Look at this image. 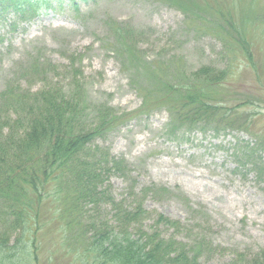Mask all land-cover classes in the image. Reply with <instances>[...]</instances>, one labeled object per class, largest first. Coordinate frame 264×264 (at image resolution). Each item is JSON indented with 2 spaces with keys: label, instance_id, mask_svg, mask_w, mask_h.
Instances as JSON below:
<instances>
[{
  "label": "rangeland",
  "instance_id": "rangeland-1",
  "mask_svg": "<svg viewBox=\"0 0 264 264\" xmlns=\"http://www.w3.org/2000/svg\"><path fill=\"white\" fill-rule=\"evenodd\" d=\"M31 1L36 8L24 11L0 3V120L13 91L73 99L86 129L112 111L115 121L93 147L128 165L107 184L122 208L141 210L130 228L137 238L158 235L197 252L199 264H262L264 182L238 171L233 154L264 134V0ZM207 66L228 72L215 84L191 83ZM197 84L221 105L222 120L241 127L170 134ZM53 189L23 244L14 243L19 228L0 231L14 245L0 264H100L89 252L93 234L61 221ZM87 210L118 224L111 203Z\"/></svg>",
  "mask_w": 264,
  "mask_h": 264
},
{
  "label": "trees",
  "instance_id": "trees-1",
  "mask_svg": "<svg viewBox=\"0 0 264 264\" xmlns=\"http://www.w3.org/2000/svg\"><path fill=\"white\" fill-rule=\"evenodd\" d=\"M6 2L9 7L22 8V11L24 4L36 8L31 0H0L2 9ZM240 42L248 50V40L241 37ZM227 72L228 69L218 75L207 66L198 71L200 78H194L191 83L204 80L215 84ZM198 89L197 84L188 91L177 114L173 113L170 134L199 127L218 134L241 127L236 122L238 119L222 120L221 105L213 99L206 100L204 89ZM3 98L9 115L6 120L5 117L0 120V231L4 227L11 229L7 232L9 235L19 228L21 235L14 240L15 245L23 244L24 236L37 223L35 216L40 203L53 187L61 221L70 228L82 224L87 233L93 234L89 252H97L100 264H199L197 252H185L158 235L137 238L138 233L130 230L141 210L122 208L107 184L114 174L125 173L128 165L108 149L93 147L94 141L103 137L115 121L112 111L95 118V123L86 129L84 111L65 95L43 91L30 98L13 91ZM255 140L242 148L237 146L233 154L235 168L252 172L264 182V134ZM103 202L111 203L118 210L115 215L118 224L98 220L87 210L91 206L97 212ZM9 241L6 233L0 234L1 255L5 254ZM9 248L13 250L14 245Z\"/></svg>",
  "mask_w": 264,
  "mask_h": 264
}]
</instances>
